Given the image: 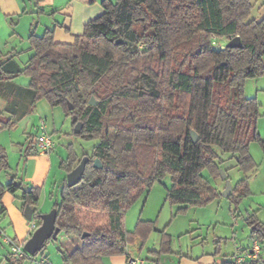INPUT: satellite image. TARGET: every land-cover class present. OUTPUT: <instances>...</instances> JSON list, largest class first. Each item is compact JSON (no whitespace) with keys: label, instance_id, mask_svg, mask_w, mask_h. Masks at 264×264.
<instances>
[{"label":"trees","instance_id":"16d2710c","mask_svg":"<svg viewBox=\"0 0 264 264\" xmlns=\"http://www.w3.org/2000/svg\"><path fill=\"white\" fill-rule=\"evenodd\" d=\"M102 4L104 12L88 21L73 43L56 42L53 31L32 33L33 54L24 66L16 61L20 51L0 55V99L6 101L0 129L17 126L45 98L68 116L77 115L83 127L77 134L72 122L74 135L97 141L91 153L78 154L72 144L67 146L60 163L67 173L83 156L89 162L76 185L68 186L64 177L53 207L59 235L94 237L101 243L87 252L65 253L64 264H103L106 255L126 254L130 242L141 239L143 244L152 222L139 221L127 231L126 211L168 174L172 185L166 186V199L178 206V215L221 196L215 181L224 177V164L235 160L244 177L227 197L241 203L251 194L248 173L258 166L251 143L259 142L264 152L260 104L245 92L248 79L264 75V18L249 20L250 0ZM235 36L242 47L227 46ZM21 75L29 77L27 86L14 81ZM92 97L98 104H90ZM192 130L199 135L196 142ZM96 159L101 168L93 165ZM1 171L10 179L0 181V200L8 192L21 211L30 205L33 219L41 220V187L26 185L13 174L5 151ZM0 211H5L3 205ZM246 222L252 236L264 242V222L255 213ZM171 245L172 237L162 231L156 253L170 252ZM25 260L12 256L7 264Z\"/></svg>","mask_w":264,"mask_h":264},{"label":"crops","instance_id":"0c3cea01","mask_svg":"<svg viewBox=\"0 0 264 264\" xmlns=\"http://www.w3.org/2000/svg\"><path fill=\"white\" fill-rule=\"evenodd\" d=\"M250 1L252 3V9L249 20L258 21L263 19L264 0ZM102 2L103 0H41L40 2H37V0H0V15L4 17L3 20L12 35L11 38L7 39L6 43H10L15 39L17 44L15 47L11 48L12 52L20 51L21 53L19 56H22L26 52L29 53L27 61L33 54V50L29 48L28 40L32 33L37 36H43L48 31H53L56 42L73 43L75 37L83 33L85 24L104 12ZM17 18V25H14L13 22ZM24 44H27L26 49L20 47ZM21 79H24L25 81L23 82ZM14 81L22 86H27L30 79L27 77L26 80V78L19 76ZM245 91H248L249 97H256L260 104L258 131L264 140V75L251 78L248 83L246 82ZM5 105L6 101L0 99V112H3ZM29 117L32 116L27 115L18 122V124H24L23 132L27 135L30 132L27 127ZM32 121L34 123V117ZM49 132L51 133L50 130ZM250 152L258 163V166L255 170L248 173L251 194L244 198L242 203L246 201L248 210L247 216L255 213L257 217L264 222V217H261L263 214L262 212H264V152L260 143L257 142L251 143ZM35 154H40L38 153L37 148L36 151L29 152L27 155L26 160L23 163L21 175L19 172L14 174L20 177L27 185L41 187V196L37 205V208L40 211L42 198L49 197L50 199H53L55 193H57L58 190L61 191L63 179L66 176L62 172L59 177H54L52 179L48 172L49 170L46 166H43V163L45 165L48 163H42ZM49 154H51V152ZM62 159H64V157ZM21 160L22 157H20L19 163L16 166L17 170H19ZM224 168V177L218 178L215 181L219 190H221L220 188H222V186H226L227 181L225 178L229 177V181L232 186H234L238 180L244 177V174L237 166H235V160H228L224 164ZM226 168H229V171H226ZM151 189L149 191H151ZM150 196L151 195L145 199L141 213L134 222L133 230L136 228L139 221L152 222L154 230V217L146 215ZM1 200L5 207L3 215L7 216L8 214L12 218L8 227L4 226L1 230L9 228L8 230L9 232L10 229L12 230L11 234H13V236L16 238L18 237L20 240H27V238H29L30 229L28 231V224L26 222L27 218L24 216V212L21 211L18 204L19 202L16 201L14 195L8 192L3 195ZM165 200L167 201V199ZM165 200L163 205L166 202ZM14 203L17 207H14ZM11 211H13V215L11 214ZM247 216L245 217V221ZM239 225L240 222H238V216L236 213H233L232 218L230 219L224 218L218 215V213L208 216L203 215L202 213L201 215L189 219L187 225H185V229H183L186 230L184 232L175 231L174 233H170V231H168L169 228L166 227L163 229L162 231L172 237L171 251L158 255L156 251L159 249V241L158 248L151 249L150 253H152V255L146 258L144 257L143 259L145 264H147V261H152L154 264H214L229 261L232 258L235 243L238 242L242 246L248 247L251 245L252 241L256 239L252 236L251 230L249 231L247 229V231H245L244 227H242L244 234L241 235L238 230ZM176 239L178 247L173 249ZM23 242L25 244V241ZM129 256L140 257L136 255V253L127 249L126 254L104 256L103 264H127V258ZM261 261L264 263V254L261 257ZM7 263L8 261L6 264Z\"/></svg>","mask_w":264,"mask_h":264},{"label":"rangeland","instance_id":"374dc122","mask_svg":"<svg viewBox=\"0 0 264 264\" xmlns=\"http://www.w3.org/2000/svg\"><path fill=\"white\" fill-rule=\"evenodd\" d=\"M3 18L4 17L0 15V55L12 51L11 48L15 47V45L17 44L15 39H13V41H11L10 43H6L7 39L11 38L12 35L9 32ZM17 22L18 18L13 22L14 25H17ZM226 41V39L222 40V42ZM20 47L26 49L27 44L21 45ZM28 54L29 53L26 52L22 56L16 57V61L20 66L25 65V63L27 62ZM20 77L26 78L27 80V76L25 75H21ZM21 80H23V82L25 81L24 79ZM249 80L250 79L247 80V83L249 82ZM246 95L248 96V91L246 92ZM29 116L32 117H29V122L27 121L28 131H30L28 135L23 132L24 124H17V126H15L14 128L0 129V155L2 151H5L8 156V162L9 165H11L13 174L19 172L21 175L23 163L27 157V155L25 154L26 151H36L35 138L39 132L38 130L40 121H45L47 128L49 127L51 136L53 137L55 142V146L52 149L51 154L49 155H35L42 163H48L47 165L43 163V166H46V168L49 170L48 172L52 179L54 177H59L60 173L62 172L65 176H67V172L60 166L62 158H65L67 155V146L72 144L78 154H81L83 152L91 153L94 144L97 142L96 140H85L74 135L72 127V116H68L62 106H52L45 98H41L37 102L35 110L30 113ZM33 117L34 123L32 121ZM20 157H22V160L21 164L19 165V170H17L16 166L19 163ZM9 179L10 178L5 173V171L0 172V181L2 183H6ZM171 185L172 180L170 175L168 174L161 182L155 183L154 186L151 187V191L147 190L143 192L138 200L134 202L132 206L126 211L124 221L125 228L127 230H133L134 222L141 213V209L144 206L145 199L148 198L149 195H151L147 205L146 215L154 217L155 228L152 233L143 240V244L141 239L135 240V242H130L128 244V249L136 253V255L142 257V259L144 257L146 258L152 255V253H150L151 249L158 248L160 241V232L163 229H165L166 227L169 228L168 231H170V233H174L175 231L184 232L186 230L183 229H185V225H187L189 219L201 215L202 213L206 216L218 213V215L227 219L232 218L233 213H236V215L238 216V222H240V225L238 226L240 234H244V232L242 231V227L245 228V231H247V229L249 231L251 230V228L245 221V217L248 214L246 201L237 204L228 197L223 196L222 192L225 190L226 186H222V188H220L221 196H219L210 204L203 207L190 206L185 212L174 215L178 206L171 205L165 200L166 186L169 187ZM59 197V190L57 191V193H55L53 199H50L49 197H43L40 203V212H50L54 208L53 205L56 200L59 199ZM164 200L166 202L163 205ZM2 205V200H0V208ZM13 205L14 207L16 206L15 203ZM262 213L263 214L261 217H264V212ZM11 214L13 215V211H11ZM10 221H12L10 215L7 214V216H4L3 212L0 211V264H6V262H9L10 258L12 257L11 246L4 243L2 234V231L4 229L1 230L4 226L8 227ZM26 222L28 224V220ZM38 222L41 223V220H38ZM27 227L29 231V225H27ZM8 229L9 228L5 229V232H3L14 238L15 236L11 234L12 230L10 229L9 232ZM32 232L33 231L30 232L29 237L31 236ZM16 240L20 243L26 241L20 240L18 237L16 238ZM100 243L101 241L94 237L90 238L89 240H83L75 236L60 234L56 240H49L42 251L36 257L41 258L45 256L52 264H64L63 255L65 253L72 252L76 249L87 252L97 248L99 246L98 244ZM177 247L178 244L176 239V242L173 245V249H176ZM24 264L34 263L27 259L24 261ZM147 264H154V262L147 261Z\"/></svg>","mask_w":264,"mask_h":264},{"label":"water","instance_id":"95a60500","mask_svg":"<svg viewBox=\"0 0 264 264\" xmlns=\"http://www.w3.org/2000/svg\"><path fill=\"white\" fill-rule=\"evenodd\" d=\"M227 46L229 47H242V41L240 36H235L231 38ZM90 104H98V101L92 97L90 99ZM69 109L73 110L74 105L71 103H68ZM72 122L74 124V132L80 133L83 127V123L81 121H78L77 115L72 116ZM191 136L194 142L199 140V135L196 131H191ZM89 162V156H83L80 162L70 171L67 173L66 179L68 186H73L79 183L84 175L86 165ZM93 165L97 168L102 167V163L99 159H96L93 163ZM233 186L230 181H227L225 190L222 192L223 196H229L232 192ZM34 209L30 205H26L24 209V216L27 218L28 221L33 219ZM41 223L34 230L31 234V236L25 241L24 249L26 252L32 256H35L38 254L46 245L47 241L49 239L56 240L58 238V235L60 233V228L56 225L57 220V208H53L50 212L42 213L41 216ZM87 234L84 233L83 237H85Z\"/></svg>","mask_w":264,"mask_h":264},{"label":"built area","instance_id":"2783aa9c","mask_svg":"<svg viewBox=\"0 0 264 264\" xmlns=\"http://www.w3.org/2000/svg\"><path fill=\"white\" fill-rule=\"evenodd\" d=\"M38 134L35 138L36 148L40 154H49L55 146V142L49 132L45 121H41ZM30 232L36 230L40 223L38 220L28 221ZM4 243L11 246V255L17 259H29L34 264H52L47 258L36 256L29 257L24 249V242L20 243L13 237L2 232ZM264 254V242L254 239L250 246L244 247L240 243H235L234 252L231 260L214 264H246L249 261L261 259ZM127 264H145L144 259L140 257L129 256Z\"/></svg>","mask_w":264,"mask_h":264}]
</instances>
